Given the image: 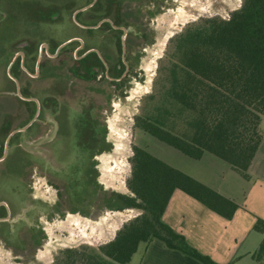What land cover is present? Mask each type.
Masks as SVG:
<instances>
[{"label": "trees", "instance_id": "1", "mask_svg": "<svg viewBox=\"0 0 264 264\" xmlns=\"http://www.w3.org/2000/svg\"><path fill=\"white\" fill-rule=\"evenodd\" d=\"M165 60L157 90L145 97L134 125L190 158L210 153L249 179L264 138V0H241L227 17L189 23L169 38ZM129 164L127 193L99 189L92 197L101 209L138 214L112 239L66 247L52 264H128L139 243L153 239L202 264H220L190 245L162 215L175 189L226 219L238 204L139 145L132 146ZM253 229L263 234L253 258L264 260V219L257 217Z\"/></svg>", "mask_w": 264, "mask_h": 264}, {"label": "rangeland", "instance_id": "2", "mask_svg": "<svg viewBox=\"0 0 264 264\" xmlns=\"http://www.w3.org/2000/svg\"><path fill=\"white\" fill-rule=\"evenodd\" d=\"M33 1L41 5L42 2H51L56 6L75 8L87 0H7L4 9L7 17L0 22L2 40L26 31L27 23L21 21V17L12 19V14L17 15L15 11L19 5L26 6ZM240 4L241 0H137L141 14L134 31H152L154 40L152 45L144 46L145 51L127 90L123 94L106 90L112 93L110 101L100 98V105L93 101L94 90L76 88L56 90L54 93L60 106L71 117L74 113L79 114L83 108L96 114L95 105L102 106L97 114L99 122L105 126L101 127L105 128V135L99 143L104 150L95 156L90 149L79 154L75 144L68 139L70 126L67 123H63L61 129L66 131L64 134L68 140L59 136L60 128L56 122L42 126L44 133H40L39 143L31 140L27 144V150L38 160V173L33 179L34 197L24 198L22 211L18 212V215L24 216L23 220L16 221L14 217L2 226L5 232L0 237V264H52L55 256L66 247L81 244L97 246L112 239L122 223L137 215L138 211L101 209L92 193L99 189L128 192L125 181L130 172L129 157L133 145L147 149L175 167L181 166L183 160H194L136 127L134 118L141 114L145 97L157 90L155 80L159 77L160 69L166 67L165 51L169 38L201 17H227ZM12 5L15 7L10 8ZM147 7L152 10L149 17ZM28 31L34 33V29ZM36 32L39 36L58 42L78 33L67 21ZM2 54L0 50V56ZM5 88L4 74L0 71V89ZM47 93L52 91L46 90L41 96ZM3 101L9 102L8 99ZM20 116L13 121L14 124L24 122V116ZM44 118L48 120L46 110ZM36 126L33 124L30 129ZM52 135H56L57 139L49 138ZM22 137L23 144H26V138L24 135ZM230 172L240 176L232 169Z\"/></svg>", "mask_w": 264, "mask_h": 264}, {"label": "flooded vegetation", "instance_id": "3", "mask_svg": "<svg viewBox=\"0 0 264 264\" xmlns=\"http://www.w3.org/2000/svg\"><path fill=\"white\" fill-rule=\"evenodd\" d=\"M6 2L0 0V22L7 17ZM35 2L19 5L17 15L12 14V19L21 17L20 20L27 23L26 31L4 40L0 36L3 52L0 71L7 86L0 89V237L5 232L3 225L14 217L16 221L24 219L22 214L18 215L24 198L34 197L33 179L38 173V160L27 150L28 142L39 143L44 125L56 122L61 129L67 123L70 126L68 139L79 154L90 149L95 156L104 150L99 145L105 135V128H101L105 126L99 122L97 114L102 107L99 100L110 101L112 93L106 90L120 94L127 90L144 46L152 45L154 40L152 31H134L141 14L137 0H87L75 8ZM147 9L149 17L152 10ZM66 21L79 34L58 42L36 32ZM31 29L34 33L28 31ZM76 88L94 90L93 101L99 102L94 107L96 114L83 108L71 117L60 106L55 91ZM46 90L52 93L41 96ZM45 110L48 111L46 121ZM20 114L24 122L14 124L16 118L22 117ZM33 124L37 126L31 130ZM60 129L59 136L66 140V131ZM23 135L26 144L22 142ZM55 136L49 138L57 139Z\"/></svg>", "mask_w": 264, "mask_h": 264}, {"label": "crops", "instance_id": "4", "mask_svg": "<svg viewBox=\"0 0 264 264\" xmlns=\"http://www.w3.org/2000/svg\"><path fill=\"white\" fill-rule=\"evenodd\" d=\"M262 126L264 129V118ZM221 161L204 153L200 159L183 160L176 168L236 202L238 208L231 219L208 209L180 189L172 193L162 219L190 245L220 264H264L263 259L256 260L252 255L263 238L253 225L257 217L264 219V138L249 165V179L239 173L235 176L230 172L232 168ZM128 264L202 263L153 239L139 243Z\"/></svg>", "mask_w": 264, "mask_h": 264}]
</instances>
